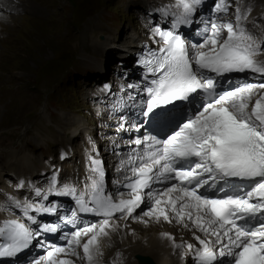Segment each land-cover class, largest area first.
<instances>
[{
  "label": "snow or ice",
  "instance_id": "1",
  "mask_svg": "<svg viewBox=\"0 0 264 264\" xmlns=\"http://www.w3.org/2000/svg\"><path fill=\"white\" fill-rule=\"evenodd\" d=\"M203 4L204 0H176L164 8L162 14L171 18V27L154 29L159 46L140 61L152 77L142 115L152 125L167 129L166 138L145 137L146 152L122 162L118 171L127 168L132 175H126L123 184L116 181L115 194L106 190V174L96 159L90 161V175L82 188L71 184L58 187L54 176L47 191L36 189L34 195L40 201H47L49 195L71 197L78 209L72 212L70 222L78 212L100 219L73 231L70 238L65 234L66 247H52L34 264L44 259L47 264H74L71 259L58 258L62 253L98 264L100 238L109 236V229L118 228L113 218L132 216L145 197L151 204L144 216L163 217L169 223L174 218L185 228L190 222L196 243H177L171 234L165 237L176 249L190 251L194 264H224L225 259L228 264H264V219H259L264 217V94L257 91L264 90V83L217 91L214 79L233 72L264 77V61L256 59L264 40L247 31L248 12L242 11L240 0H236L234 21L212 18L201 43L187 42L179 29L193 24ZM230 7L228 0H218L215 12L227 15ZM201 94L206 102L195 107ZM184 102L193 105L191 116L182 107ZM134 143L144 141L136 139ZM236 179L249 183H231ZM166 181L175 183L163 191L154 189V184ZM19 187H24L23 182ZM120 187L127 189V194ZM226 187L234 194H206L209 189L224 192ZM10 199L37 229L16 219L5 220L0 225V240L5 241L0 243V256L8 257L27 249L42 233L58 231L56 225L40 227L36 215L30 214L55 213V206ZM82 237H87L86 241L82 242Z\"/></svg>",
  "mask_w": 264,
  "mask_h": 264
},
{
  "label": "rangeland",
  "instance_id": "2",
  "mask_svg": "<svg viewBox=\"0 0 264 264\" xmlns=\"http://www.w3.org/2000/svg\"><path fill=\"white\" fill-rule=\"evenodd\" d=\"M13 1L19 4L18 10L0 9V166L14 164L16 158L7 156V153L19 151L28 144L30 149L26 153L33 159L31 169L35 171L38 166L37 169L47 168H41V171H52L53 164L58 165L56 172L62 175L60 182L63 183L67 181L63 178L66 177L63 170L70 169L79 156L65 168L69 157L61 160L59 151L68 137L75 145L84 140L85 148L87 140L80 132L81 127L80 134L74 132L79 125L85 123L94 132L101 151L114 149L115 143L121 144L129 138V134L122 133L121 126L130 124V121L117 108L122 109L124 104L122 100L119 104L120 91L132 90L136 86L134 80L129 79L137 78L139 74L135 59L131 58L134 41L140 39L153 44L156 25L151 20L150 10L155 11V3L169 2L172 5L176 0H151L154 5L150 9L147 5L150 0ZM228 3L236 1L228 0ZM241 3L247 5L248 15L264 6V0H243ZM227 18L234 19V16L229 14ZM198 22L201 26L198 33L205 31L202 35L206 34V26L202 24L204 18ZM197 39L198 43L203 41ZM105 46H109L110 53H105ZM126 50L132 54L122 58L120 52ZM262 83L264 81L258 84ZM107 90L110 93L105 96ZM130 98L137 99V93ZM113 117L117 120H111ZM19 158L17 166L12 164L5 173L3 170L0 180L19 165L25 166L19 163ZM30 166L27 164L22 170L26 171ZM108 168L105 170L110 181L112 166ZM46 181L43 178L38 180L37 188L42 192L50 186ZM4 184L0 183L2 189L14 194V188ZM0 196V203L7 201L8 196ZM34 197L33 192L27 198ZM33 202L43 203L40 200ZM139 215H142L141 211ZM115 220L118 219L115 217ZM84 226L87 225L67 233L64 231L59 246H66L65 234L70 237L73 231ZM46 241L44 238L41 242L36 241L42 245L38 252L34 251L37 260L46 256V248H43ZM112 244L106 245L104 251L110 250V254L107 258H103V254L98 257V264H117L115 257L110 258ZM80 253L82 256L83 251ZM30 259L32 257L27 260ZM74 261L86 264L78 257Z\"/></svg>",
  "mask_w": 264,
  "mask_h": 264
},
{
  "label": "bare ground",
  "instance_id": "3",
  "mask_svg": "<svg viewBox=\"0 0 264 264\" xmlns=\"http://www.w3.org/2000/svg\"><path fill=\"white\" fill-rule=\"evenodd\" d=\"M0 3L3 4V6H5L6 8L10 7L12 11L19 9V4L13 0H0ZM199 14L200 13H197V15L194 18V21H195V24L199 25V27L201 28V26L198 22L201 19V17H199L200 16ZM194 32L195 31L193 30L192 33L188 34L189 37L187 36V38L185 39L187 42H189V43H196L197 42L198 43V39L197 40L192 39L193 35L195 34ZM203 32H205V31H203ZM203 32L201 31V34ZM203 37L204 36H201V35L198 36V38H200V39H203ZM260 39L264 40V34H262L260 36ZM145 44L146 43L144 42V40L137 39L134 41V46H133L132 50H134V52H137L138 48L143 47ZM105 47H106L105 53H110L111 51H110L109 46H105ZM120 55L121 56H128L129 52L126 50V51L120 52ZM257 57H260L261 61H264V51H262V53L260 52V54ZM134 59L136 62V60H137L136 56L134 57ZM140 70H141V68H140ZM254 77H256L257 80H254L253 83H257V82L261 83L264 80V77H261L259 75H254ZM258 78H260L261 80H258ZM129 79H131V80L133 79L134 81H132V82H135L136 86H134L132 88V90L120 91L121 97L119 98V104L121 103V100L124 101L123 102L124 104L122 103L123 109L120 108V111H122L123 114L126 115V118L128 117L127 119H130V122H131L130 124L126 123V124H124V126H121L123 128L122 133L129 134V138L127 140H125V142H122L121 144L115 143L114 149L110 150L109 147L107 146V148L109 150L101 151L98 144H97L98 142H97L96 135L94 134V132L89 130V127H87V124H85V123L83 125L84 128L82 125H79L77 131H74V132L78 133L79 128L81 127L80 132L85 135L87 141L85 142L84 154L81 155V153H80L79 160L70 169L63 170L66 173L67 180L69 177H71L70 174L76 176L77 172L82 169V167H80V168L77 167L79 163L81 164L84 161H86L89 164L87 166V168L90 171V168L92 166L90 161L92 159H96V160H99L101 162L103 160L104 163L102 162V167H103V170L106 174L105 175L106 190L109 193L115 194L117 191V188L119 187L116 184V181H120L121 184H123L122 182L123 181L125 182V176L126 175L127 176L132 175L130 169H127V168L123 171H118V169L121 168L122 162L128 161L129 157L133 156L134 154H143L147 150V147H148L147 141L145 143H142L141 145H136L134 143V141L136 139H140L141 141H144L145 137L155 138V137H152L151 135L148 136L147 131L144 130L143 128L142 129L137 128V126H138L137 120L139 118L136 114L133 115V113H137L138 111H140V112L142 111V108L140 110V106L143 103L144 97L139 96L140 81L136 82L135 81L137 79L136 77H133V78L131 77ZM230 85L233 86L232 83ZM257 91H259L261 94H264V90L257 89ZM109 93H110L109 90H107L104 95L107 96ZM136 93H137L138 98L137 99H131L130 96H132L133 94H136ZM111 105L113 106V104H111ZM114 119L117 120V118H115V117H113L111 120L114 121ZM80 132H79V134H80ZM155 139H157V138H155ZM27 149H30L28 144L21 147L19 151H12L11 153H7V156L13 155V157L16 158L15 162H14V165H16V166H17L19 156H20L19 163L22 162L25 165L31 164V161L33 159L26 153ZM30 158H31V160H30ZM107 162H109V163H107ZM109 166H112V170H111L112 172L111 173L113 174L112 177L110 178V181H109V179L107 180V172H106L107 170H105V168H108ZM3 170H5L4 167L0 168V174L1 175H2ZM108 170H109V168H108ZM63 171H61L60 173H63ZM67 171H69V173ZM77 176H78L77 179H76V177H73L76 180V182L81 179V175H77ZM0 181H2V179ZM66 182H63V183L60 182V183L62 185H64V184H66ZM62 185H57V186L59 187ZM73 185H75V184L73 183ZM166 185L170 186L171 185L170 181L155 184L153 187L156 191H163V189L165 188ZM75 186H77V185H75ZM78 189H80V188L78 187ZM119 190L123 191V192H125V194H127V190L124 189L123 187H120ZM6 191H7V193L5 192L6 194H4V196L5 195L8 197L13 196V194L11 192H9L8 190H6ZM54 196L55 197H53L52 200L49 199L48 202L43 201V203L44 204L46 203L47 205H53L56 207V210H57L61 207L62 204H65L66 202L62 199L61 196H56V195H54ZM0 198L2 199L1 196H0ZM6 202L7 201L0 203V218L4 217L3 216V209H4L3 207L5 206ZM30 202H33V200H30ZM149 203H151V201L148 200L147 197H145V202L142 203L140 205V207L136 209V212L133 213L132 216H130L126 219H118V220H115V217L113 218L115 223L118 225V228L115 231H111V229H109V233H110L109 236L100 238V248H101V253L103 254V258H105V257L107 258L108 255L110 254V250L104 251L105 250L104 248L106 247V245H108L111 242V243H113L112 244L113 248L111 250L112 256H110V258L115 257V261L117 262V264H146L147 260H152L156 264H194L193 254L190 251H185L183 249H179V250L176 249L173 246V241L171 239L165 237V234H171V236L175 237V240L177 243H179L181 241H183L185 243H196V241L193 239V236H192L190 222H189V228H185L180 223H178L174 218L172 219V222L169 223V222L165 221L163 219V217H160L159 219H157L154 216H144V212L148 211V204ZM140 211H141L142 215H139ZM72 212H73V210H67L66 211L64 209L63 214L65 215V213H67V215L69 217H71ZM30 214L35 215L34 213H30ZM63 214H60L58 212L57 217H61ZM68 216H65L66 217L65 219H69ZM36 217H37V222L39 225H43V224L54 225L52 220L56 219L55 215L50 214V213H49V215H47V218H42L40 216H36ZM88 217L90 218V220L88 218H79L78 217L74 223L73 222L71 223L69 221L66 226H64V225H62V227L58 226V232H59L58 238L57 239H51L50 241L45 242V245L43 248H46L45 249L46 253L52 247L59 246L58 241L62 238V236H60V235L61 234L63 235V232L66 230H69L70 227H74L78 223H80V225H85V224L89 225L92 223V221H95L94 218H92L90 216H88ZM93 223H95V222H93ZM31 227L35 230L36 224H33V226L31 225ZM144 233H145V235H144ZM39 237H41V235ZM68 238H70V237H68ZM86 239H87V237H82V242L86 241ZM34 241H35V243L33 245L32 250L29 253H27L25 256H23L22 258L16 260L15 261L16 263L19 261L18 264H20L21 262L25 261V262H29V264H34V262L37 260L36 258H38V256L34 255V251L36 250L38 252V250L40 249L39 248V246H40L39 242H41V241L36 242V240H34ZM115 244H116V250H115ZM79 251H83L82 248H80ZM101 255L99 257H101ZM29 257H32V259H30L28 261L27 259ZM58 258H60V259H71L73 261L75 260V257L65 256L63 253L60 254V256ZM139 260H141V262H139ZM78 263H79V261H78ZM5 264H7V263H5ZM41 264H47L46 259L42 260ZM74 264H77V263L74 261ZM224 264H228L227 259L224 260Z\"/></svg>",
  "mask_w": 264,
  "mask_h": 264
},
{
  "label": "water",
  "instance_id": "4",
  "mask_svg": "<svg viewBox=\"0 0 264 264\" xmlns=\"http://www.w3.org/2000/svg\"><path fill=\"white\" fill-rule=\"evenodd\" d=\"M147 263L146 264H156L154 261H152V260H147L146 261Z\"/></svg>",
  "mask_w": 264,
  "mask_h": 264
}]
</instances>
